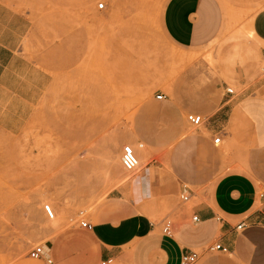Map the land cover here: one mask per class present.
<instances>
[{
	"label": "rangeland",
	"instance_id": "1",
	"mask_svg": "<svg viewBox=\"0 0 264 264\" xmlns=\"http://www.w3.org/2000/svg\"><path fill=\"white\" fill-rule=\"evenodd\" d=\"M165 1L0 0V31H24L21 57L9 67L14 75L0 81V264H98L97 244L80 218L92 220L119 184L129 181L136 194L135 176L148 161L138 153L140 166L126 169L122 145L140 137V126L167 132L174 124L136 113L168 114L155 94L169 92L180 71L191 70L200 82L220 78L234 90L237 78L249 76L247 64L258 60L248 39L251 33L258 39L251 21L261 0H219L226 21L221 37L180 50L161 24ZM184 119L192 132L203 128L204 122L197 127ZM153 137L162 175L172 170L168 156L181 135ZM216 146L224 148L223 142ZM215 155L202 136L194 141L191 159L198 168ZM163 202L156 216L153 208L137 207L160 233L165 219L175 220L169 201ZM46 203L57 206L55 217L45 213ZM39 242L50 246L51 263L28 255ZM110 264L135 263L128 253Z\"/></svg>",
	"mask_w": 264,
	"mask_h": 264
},
{
	"label": "crops",
	"instance_id": "2",
	"mask_svg": "<svg viewBox=\"0 0 264 264\" xmlns=\"http://www.w3.org/2000/svg\"><path fill=\"white\" fill-rule=\"evenodd\" d=\"M260 2L251 21L258 39L252 40V33L247 38L258 61L247 64L248 77L235 80L237 90L226 92L227 84L220 78L200 82L191 70H184L172 79L169 92H156L163 94L158 99L168 114L136 113L138 119L167 117L174 124L167 132L159 126H140V137L130 138L136 154L148 162L135 176L136 194L129 189V181L119 184L110 190L116 193L98 206L93 222L88 218L93 223L89 235L101 258L129 253L135 264H178L183 250L192 248L199 252L193 264H264V66H257L264 61V0ZM160 17L166 37L179 50L196 49L221 37L226 22L219 0H166ZM23 36L24 31H0V81L14 75L9 67L21 57ZM239 70L243 73L245 68ZM19 99L29 101L25 96ZM189 112L201 114L202 121L189 122ZM184 115L193 126L204 122V129L192 132ZM161 133L181 135L168 156L172 170L162 175L156 160L158 143L149 138ZM216 135L220 136L218 142L213 141ZM200 136L205 150H215L216 155L198 168L191 154ZM221 142L224 148L220 151L216 145ZM181 182L191 189L189 200H195L191 205L179 197ZM191 185L203 189L197 193ZM163 200L169 201L168 212L175 216L170 219V234L156 231L150 215L137 210L153 208L156 216L164 210ZM195 213L200 217L197 222L192 220ZM241 220L247 225L236 228ZM215 240L228 251L207 250V244ZM46 248L51 250L47 244Z\"/></svg>",
	"mask_w": 264,
	"mask_h": 264
},
{
	"label": "built area",
	"instance_id": "3",
	"mask_svg": "<svg viewBox=\"0 0 264 264\" xmlns=\"http://www.w3.org/2000/svg\"><path fill=\"white\" fill-rule=\"evenodd\" d=\"M104 6H105L104 1H100L97 3L98 8H102ZM225 90L226 92H229V93L234 91L231 86H226ZM162 96H163L162 93L156 94L157 98H161ZM186 118L192 124H199L202 121L201 114L194 113V112L187 113ZM219 139H220V136L216 135L214 136L213 141L218 142ZM120 160H121L122 165L126 169L131 170L137 167L139 158L132 144L130 143L123 144L121 154H120ZM191 194L192 192H191V189L188 183L181 182L180 188H179L180 199L182 201H188L191 197ZM43 209L45 213L49 214L50 217L52 216L51 206L48 203L44 204ZM192 220L194 222H197L200 220V217L195 213L192 215ZM246 225H247V222L244 220H241L235 225V227L242 229ZM79 226L86 228V229H92L93 223L86 217L82 216L79 220ZM162 232L167 233V234L171 233V220L169 218L163 221ZM206 249L210 251H213V250L228 251V247L217 240L212 241L209 244H207ZM28 255L36 259L43 258L45 259L47 263H51L53 261V258L51 256V251L46 253L44 249V245L41 242L32 246L30 250L28 251ZM198 255H199L198 250H195L192 248L184 249L180 256V260L178 264H193L197 260ZM112 259H113L112 256H109L107 258H102L98 264H110Z\"/></svg>",
	"mask_w": 264,
	"mask_h": 264
},
{
	"label": "bare ground",
	"instance_id": "4",
	"mask_svg": "<svg viewBox=\"0 0 264 264\" xmlns=\"http://www.w3.org/2000/svg\"><path fill=\"white\" fill-rule=\"evenodd\" d=\"M140 166V158H139V161H138V165H137V167H139ZM50 205V204H49ZM51 206V205H50ZM54 207V208H53ZM53 207L51 206V210H52V216L50 217V218H52V217H55V212H54V210H56V211H58V208H57V206L53 203ZM48 214V213H47ZM49 215V214H48ZM56 226V225H55ZM55 230H57L58 229V224H57V226L54 228ZM54 230V231H55ZM44 249H45V252L47 253V248H46V244H44ZM112 262V261H111Z\"/></svg>",
	"mask_w": 264,
	"mask_h": 264
}]
</instances>
